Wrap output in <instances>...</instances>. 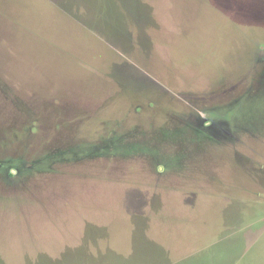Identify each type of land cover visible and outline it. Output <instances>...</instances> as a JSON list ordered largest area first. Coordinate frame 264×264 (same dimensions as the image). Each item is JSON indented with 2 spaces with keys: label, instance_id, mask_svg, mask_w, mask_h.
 Masks as SVG:
<instances>
[{
  "label": "rangeland",
  "instance_id": "1",
  "mask_svg": "<svg viewBox=\"0 0 264 264\" xmlns=\"http://www.w3.org/2000/svg\"><path fill=\"white\" fill-rule=\"evenodd\" d=\"M184 259L264 264V0H0V264Z\"/></svg>",
  "mask_w": 264,
  "mask_h": 264
},
{
  "label": "crops",
  "instance_id": "2",
  "mask_svg": "<svg viewBox=\"0 0 264 264\" xmlns=\"http://www.w3.org/2000/svg\"><path fill=\"white\" fill-rule=\"evenodd\" d=\"M207 254H210L209 252H201V251H199V252H197V253H195L194 255H191V256H189V259L190 258H193V257H195V256H205V255H207ZM188 259V260H189ZM186 260L184 259L183 261H179V262H176V263H174V264H182L183 262H185Z\"/></svg>",
  "mask_w": 264,
  "mask_h": 264
}]
</instances>
